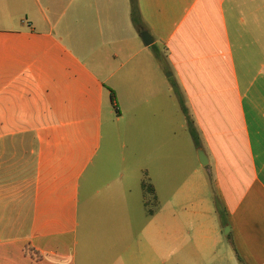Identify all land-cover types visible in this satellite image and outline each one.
Returning a JSON list of instances; mask_svg holds the SVG:
<instances>
[{"label": "crops", "instance_id": "obj_1", "mask_svg": "<svg viewBox=\"0 0 264 264\" xmlns=\"http://www.w3.org/2000/svg\"><path fill=\"white\" fill-rule=\"evenodd\" d=\"M137 5L150 45L130 0H0V264H223L217 212L264 264V0ZM106 84L139 190L96 169Z\"/></svg>", "mask_w": 264, "mask_h": 264}, {"label": "rangeland", "instance_id": "obj_2", "mask_svg": "<svg viewBox=\"0 0 264 264\" xmlns=\"http://www.w3.org/2000/svg\"><path fill=\"white\" fill-rule=\"evenodd\" d=\"M106 85L110 92V90H112L111 87L109 84ZM103 136V146L98 157L99 162L96 169L111 170L112 173L116 175L123 173L127 185H133L136 190H139V182L142 176L141 149L139 146H127L124 107L118 105L116 98H114V103H112L110 95L109 101L106 107H104L103 112ZM209 197L213 207L217 208V200L215 201L216 197L211 196L210 189ZM214 215L217 218V222H219V236L222 241L217 244V251L220 252L219 255L223 253V264H232L230 259H227L225 253V250L229 248L228 238L225 234L227 227H221V213L217 212V214L215 213Z\"/></svg>", "mask_w": 264, "mask_h": 264}, {"label": "trees", "instance_id": "obj_3", "mask_svg": "<svg viewBox=\"0 0 264 264\" xmlns=\"http://www.w3.org/2000/svg\"><path fill=\"white\" fill-rule=\"evenodd\" d=\"M130 5H131V19L133 21V23L137 26V28H141V26H143L144 24L141 22V18H140V14H139V11H138V5H137V0H130ZM110 98H111V101H114V93L112 90H110ZM191 134L193 136V138L195 139V135L194 133L192 132L191 130ZM145 187V191L151 193L152 192V188L151 186H143V188ZM217 199L215 198V201ZM219 203L217 201V207H218ZM30 253L31 255H35L37 256L38 254H35L33 252V250L31 248H25V253ZM38 257V256H37Z\"/></svg>", "mask_w": 264, "mask_h": 264}, {"label": "water", "instance_id": "obj_4", "mask_svg": "<svg viewBox=\"0 0 264 264\" xmlns=\"http://www.w3.org/2000/svg\"><path fill=\"white\" fill-rule=\"evenodd\" d=\"M140 38L142 40V42L145 44V45H150L152 43V37L151 35L149 34V32L147 30H144L141 28L140 30ZM198 161L201 165H205V161L203 160V158H201L199 155H198ZM225 234H227V230L225 232Z\"/></svg>", "mask_w": 264, "mask_h": 264}]
</instances>
